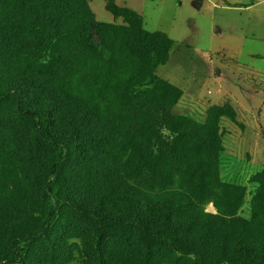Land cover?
I'll return each instance as SVG.
<instances>
[{"label": "rangeland", "instance_id": "1", "mask_svg": "<svg viewBox=\"0 0 264 264\" xmlns=\"http://www.w3.org/2000/svg\"><path fill=\"white\" fill-rule=\"evenodd\" d=\"M88 18L99 25L91 37ZM164 38L173 41L167 54ZM136 53L149 74L133 86ZM0 80L25 93L68 150L65 195L81 207L113 221L126 194L173 210L182 195L204 227L231 232L229 241L215 237L208 261L238 252L237 235L246 249L264 247V0H0ZM157 82L175 87L179 101L137 100ZM211 160L217 167L203 171ZM49 163L31 122L14 103L1 106L0 221L11 232L36 222L25 211L41 209ZM47 233L2 264H194L147 251L133 231L101 238L92 219L67 207Z\"/></svg>", "mask_w": 264, "mask_h": 264}, {"label": "trees", "instance_id": "2", "mask_svg": "<svg viewBox=\"0 0 264 264\" xmlns=\"http://www.w3.org/2000/svg\"><path fill=\"white\" fill-rule=\"evenodd\" d=\"M77 14L81 13L77 12ZM81 18L83 19V17ZM86 21L88 23L85 31L91 37V34L98 32L99 25L95 24L91 18ZM103 27L118 30L114 26L103 25ZM123 31L128 36L129 31L127 29ZM151 37H156V35L144 34L145 40ZM163 40L165 42L164 51L167 54L173 45V41L169 38ZM86 44L89 48H93L91 42H86ZM136 55L140 60L141 67L129 82V85L133 86L142 85L147 74H149L147 61L140 53H136ZM2 87L0 80V107L6 103L15 104L18 116L31 122L33 133L49 152L50 163L42 182L41 209L25 211L28 214L38 215L36 222L25 228H15L14 232H11L9 230L10 223L0 221V264L8 261L23 245H40L43 243L46 235H48L47 229L53 223L58 210L65 207L78 215L92 219L97 225L101 238L109 234L133 231L147 251L159 248L184 257H193L194 264H264V247L246 249L239 235L235 237L233 242L238 252L229 253L224 250L217 258L208 261L207 253L214 246L215 237L221 236L229 241L228 235L231 232L212 224L204 227V222H198L197 218L190 214L189 199L182 195L176 194L178 196L173 197L174 207L177 208V210H173L164 206L165 201L155 203L149 196L140 192H134L136 195L126 194V205L121 210V217L113 221H108L100 213L89 211L78 205L72 198L65 195V183L62 180V173L69 160L68 150L50 134L43 120L45 119L44 113L25 106V93L22 90L16 87H7L6 89ZM135 97L137 100L145 102L166 103L169 101L177 103L180 99V93L171 85L157 82L152 91L136 94ZM217 165V160L204 161L200 168L209 172V167L215 169ZM202 177L201 182L204 189L208 178H206V174H203ZM259 200L260 204L264 206V191ZM183 208L185 209L184 212L188 214V222L181 221L179 213L182 212ZM195 221L196 223L193 224ZM218 245L227 248L229 243L219 242Z\"/></svg>", "mask_w": 264, "mask_h": 264}]
</instances>
